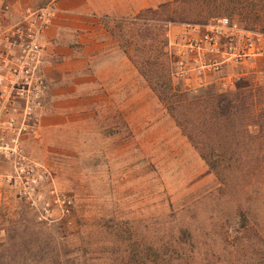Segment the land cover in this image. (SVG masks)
<instances>
[{
    "label": "rangeland",
    "instance_id": "374dc122",
    "mask_svg": "<svg viewBox=\"0 0 264 264\" xmlns=\"http://www.w3.org/2000/svg\"><path fill=\"white\" fill-rule=\"evenodd\" d=\"M170 1L175 3L159 13L139 12L108 23L140 74L159 82L163 98L170 88L167 76L152 72L165 75L175 66L166 54L169 37L191 56L183 40L188 24L220 17L242 22L237 12L208 16L194 2ZM4 2L21 9L56 0ZM255 76L264 83L263 58L220 71L193 70L191 83L221 91L223 83L239 87L244 77ZM127 78L121 103L118 94L111 95L107 104L76 115L58 134L43 136L39 130L27 138V154L42 176L38 185L11 179L15 169L0 155V264H264V169L255 178L239 171L216 174L147 79L142 75L140 82L129 71ZM249 130L225 145L262 155L264 129ZM52 191L73 199L70 216ZM45 205L51 220L39 218Z\"/></svg>",
    "mask_w": 264,
    "mask_h": 264
},
{
    "label": "built area",
    "instance_id": "2783aa9c",
    "mask_svg": "<svg viewBox=\"0 0 264 264\" xmlns=\"http://www.w3.org/2000/svg\"><path fill=\"white\" fill-rule=\"evenodd\" d=\"M54 4L41 7L0 4V155L15 169L18 183L38 185L42 176L38 163L27 154L26 140L37 135L47 103L50 84L43 72L46 35L53 25ZM183 40L193 52L166 45L174 58V76L191 83V72L220 71L225 65L247 59H264V32L244 29L229 17L206 24H188ZM167 35H170L168 32ZM200 35V36H195ZM205 84L201 82V87ZM223 88L230 85L223 83ZM54 201L70 216L74 201L70 196L54 194ZM49 205V204H48ZM45 205L39 218L51 220V208Z\"/></svg>",
    "mask_w": 264,
    "mask_h": 264
},
{
    "label": "crops",
    "instance_id": "0c3cea01",
    "mask_svg": "<svg viewBox=\"0 0 264 264\" xmlns=\"http://www.w3.org/2000/svg\"><path fill=\"white\" fill-rule=\"evenodd\" d=\"M167 1L56 0L43 57V72L50 84L40 126L43 136L58 134V128L76 119V115L107 104L111 95L118 94L121 103V90L125 95L128 86V71L142 81L108 23Z\"/></svg>",
    "mask_w": 264,
    "mask_h": 264
},
{
    "label": "trees",
    "instance_id": "16d2710c",
    "mask_svg": "<svg viewBox=\"0 0 264 264\" xmlns=\"http://www.w3.org/2000/svg\"><path fill=\"white\" fill-rule=\"evenodd\" d=\"M195 3V8L206 15L216 13L233 12L242 18V22L236 20L244 29L264 32V0H188ZM175 3V2H174ZM173 2L160 4L157 8H149L141 11L159 13L166 5ZM235 20V19H234ZM161 20L160 22H162ZM166 24L177 21L165 22ZM167 43L165 44L166 48ZM166 54L169 53L166 51ZM170 56V63L174 58ZM133 63L135 61L129 57ZM167 74L161 75L152 72L157 77H166L168 97H161L158 90L159 82L145 73L141 74L147 79L152 90L159 100L168 106L172 116L180 126L184 134L197 148L202 158L216 174L229 175L239 171L243 177H258L264 169V153L238 152L233 146L225 144L233 143L237 136L245 132L249 135L250 127H262L264 122V83L255 77H244L239 87H230L218 91L216 89L206 91L208 85L199 89L184 87L181 79L174 76V66L170 65ZM253 74H258L253 71ZM248 80V81H247ZM178 82V83H177ZM178 84V85H175ZM162 86V85H160ZM182 86V88H181ZM204 88V89H201ZM165 100H171L166 102ZM256 158L258 163L247 164L246 159ZM248 166V167H247Z\"/></svg>",
    "mask_w": 264,
    "mask_h": 264
}]
</instances>
